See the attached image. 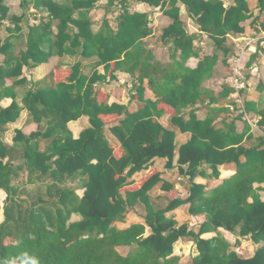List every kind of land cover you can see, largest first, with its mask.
Masks as SVG:
<instances>
[{
	"label": "trees",
	"instance_id": "1",
	"mask_svg": "<svg viewBox=\"0 0 264 264\" xmlns=\"http://www.w3.org/2000/svg\"><path fill=\"white\" fill-rule=\"evenodd\" d=\"M98 1L38 0L47 7L50 20L29 27L20 55H15L12 43L13 33L21 30L18 24L10 28L6 39L0 36V55L6 56L0 64V99L12 98L0 109V127L16 122L24 108L37 126L15 130L13 140L15 145L25 146L22 151L0 138V191L6 195L2 200L0 192V264H30L33 257L39 264H183L174 255L175 243L181 238L194 241L198 250L186 264H264V200L260 193L264 191V138L245 147L249 128L238 133L236 118L229 120L231 111L224 106H211L204 119L198 118L195 109L188 119L179 115L199 100L210 105L219 101L203 83L213 76L221 56L226 62L234 52L228 38L244 32L242 22L250 13L248 0H233L228 6L224 0H149L173 20L162 34L164 43H172V63L158 61L145 42L153 33L147 12L125 9L116 28L104 21L94 32L89 11ZM258 1L264 7V0ZM108 2L113 5L116 0ZM180 4L187 7L214 46L213 54L204 56L195 68L186 66L199 52L181 19ZM9 11L5 0H0V30L8 17L17 23L22 20ZM55 21L56 33L52 30ZM261 27L264 30V21ZM178 52L180 60H176ZM76 53L84 59H97L90 73L79 62L62 69L61 79L53 86L30 88L21 102L17 99L15 90L29 83L30 69L54 55ZM117 71L136 79L139 99L148 79L158 101L148 100L136 113L129 112L125 104H109L101 88ZM7 80H12L11 86H6ZM170 107L175 111L173 123L193 134L179 148L176 132L157 120ZM246 107L251 109V104ZM85 115L90 126L74 138L68 125ZM109 116L121 118L110 128L122 144L121 155L105 133ZM260 116L259 126L264 130V111ZM219 117H224L221 125H217ZM177 149L180 172L186 169L192 183L186 199L175 197L173 186L163 180L159 170L144 176L139 187L123 193L136 183L134 175L148 169L155 158H168L167 168H172ZM203 162L217 176L220 165L236 163V173L207 189L193 181ZM77 178L84 180L82 196L70 186ZM161 182L172 191L164 208L157 207L150 194ZM183 204H189L192 217L206 215L197 230L167 215ZM142 206L146 224L126 229L115 225ZM74 214L80 219H73ZM219 228L235 233L236 243L232 245ZM208 232L216 235L202 237ZM246 238L257 245L251 257L236 250Z\"/></svg>",
	"mask_w": 264,
	"mask_h": 264
},
{
	"label": "crops",
	"instance_id": "2",
	"mask_svg": "<svg viewBox=\"0 0 264 264\" xmlns=\"http://www.w3.org/2000/svg\"><path fill=\"white\" fill-rule=\"evenodd\" d=\"M54 2L65 3L68 0H53ZM116 0L113 5H110L108 0H99L94 8L89 11V17L93 22V31L98 32L102 27L104 21H107L112 28L118 26L117 18L125 9L130 12H147L149 15V24L153 33L145 39L147 46L153 50L156 59L163 63H172L173 49L172 43H164L162 34L164 28L169 26L173 20L168 15L164 14L160 6H152L149 0ZM225 5L228 6L233 0H224ZM250 13L247 20L242 22L245 30L242 33L230 34L228 38L229 46L234 48L232 55L228 57L225 62L221 56L217 65L214 68L213 76L203 83V86L212 91L214 96L219 99L218 102H212L211 105L202 103L199 100L194 106L188 104L184 107L179 115L184 119L189 118L190 111L196 110L199 119H204L208 115L209 108L213 105L224 106L230 109L228 119L236 118L235 124L238 133H242L246 128H249L245 133V140L243 144L245 147H250L253 144L259 143V139L264 138V130L259 126L261 119L260 112L264 111V30L261 27V22L264 21V7H261L258 0H248ZM5 4L9 7L10 16L21 17L22 20L17 23L11 17L4 21V25L0 30V36L6 39L10 35V28L17 26L21 27L20 31H16L12 36L13 51L15 55H20L23 48L26 47L28 41V32L30 26L44 25L50 20V15L46 6L40 4L38 0H5ZM181 19L185 23L186 31L189 35L194 36V45L199 52V56H192L186 61V66L189 68L197 67L199 61L206 55H211L214 52V46L210 38L206 34L200 32L199 25L189 16L187 7L180 4ZM78 16V15H76ZM57 21L54 22L52 30L57 32ZM180 52L177 54V59L180 60ZM240 56V65L242 66L241 82L243 87L236 90L231 84L232 62L234 57ZM6 56L0 55V64L4 63ZM96 58L84 59L79 53L74 55H54L49 62L41 64L28 71L29 83L24 86L16 88L15 92L18 95V100L21 102L23 96L30 88L53 86L56 80H60L62 76V69H68L79 62L83 65L85 73H90ZM104 72V68H100ZM12 80H7L6 86H11ZM145 91L141 99L138 98L136 79L129 73L117 71L115 77L109 79L107 84H102L101 91L106 94V100L109 104L119 103L125 104L128 111L136 113L146 107L147 101H158V96L148 85V79L144 80ZM230 89V90H229ZM12 102L10 97H2L0 99L1 107H6ZM251 104V109H247L246 104ZM175 111L172 107L157 118L164 127H167L176 132V145L179 148L181 145L190 141L193 137L192 132L182 131L173 123V115ZM224 117L217 119V125H221ZM31 116L27 109H23L20 117L16 122L9 123L4 129L0 127V138L3 139L11 148L23 150L25 146L15 145L14 134L16 129L26 128L28 130L36 129V124L31 122ZM110 122L107 123L105 133L108 139L117 145L119 155L124 153L122 144L119 139L111 132L110 128L120 123L121 118L116 116H109ZM69 129L73 133L74 138H78L81 131L90 126L89 117L83 116L77 121L69 123ZM19 152V151H18ZM20 153V152H19ZM178 149L172 162V168H167L169 161L166 157H157L154 159L148 169H144L136 173L133 177L135 184L123 190H131L139 187L140 181L153 170L162 172V178L165 182L170 183L175 192V197L186 199L189 195L191 186V179L188 174L180 172ZM237 164L229 163L218 167L219 176L216 175L214 168L203 162L198 168L194 177V182L203 184L207 189L215 188L220 185L225 179L232 177L236 173ZM83 179H72L70 186L75 187L79 196L84 193ZM254 186H259V183H254ZM2 193V191H0ZM172 191H168L163 187V182L156 185L150 192L152 202L157 206L164 208L168 202ZM4 193V192H3ZM262 200H264V191H260ZM5 194V193H4ZM6 196V195H5ZM189 204H183L177 209L167 213L168 216L174 217L179 224H189L191 228L197 230L200 223L205 219L206 215L192 217L189 214ZM144 207H137L128 213L126 219L122 222H117L115 225L119 229H126L132 224L141 223L146 224L144 218ZM73 219H80V216L74 214ZM219 231L229 240L232 245L237 241V235L224 228H219ZM149 235V228L147 226V233ZM216 235V232H208L202 235L204 238H211ZM174 255L180 259V262L186 264L192 257L198 254L196 244L192 240L184 238L179 239L175 243ZM182 248L183 254H180ZM257 245L251 239H242L236 248L239 253L245 257L254 255ZM194 249V252H193ZM178 251V252H177ZM190 253H193L191 256Z\"/></svg>",
	"mask_w": 264,
	"mask_h": 264
},
{
	"label": "built area",
	"instance_id": "3",
	"mask_svg": "<svg viewBox=\"0 0 264 264\" xmlns=\"http://www.w3.org/2000/svg\"><path fill=\"white\" fill-rule=\"evenodd\" d=\"M237 58L234 57L233 62H232V74H231V84L233 87L238 90L241 87H243V84L241 82L242 78V71L241 68L242 66L240 65V56H236Z\"/></svg>",
	"mask_w": 264,
	"mask_h": 264
},
{
	"label": "rangeland",
	"instance_id": "4",
	"mask_svg": "<svg viewBox=\"0 0 264 264\" xmlns=\"http://www.w3.org/2000/svg\"><path fill=\"white\" fill-rule=\"evenodd\" d=\"M1 196H2V200H3L5 194L2 192V193H1ZM3 218H4V216H3ZM0 221H2V220H0ZM231 244H232V243H231ZM177 252H178V251H177ZM193 252H194V249H193ZM180 254H183L182 257H185V260H186V255H187V254H186V255L184 254L182 248L180 249ZM190 255L192 256L193 253H190Z\"/></svg>",
	"mask_w": 264,
	"mask_h": 264
},
{
	"label": "clouds",
	"instance_id": "5",
	"mask_svg": "<svg viewBox=\"0 0 264 264\" xmlns=\"http://www.w3.org/2000/svg\"><path fill=\"white\" fill-rule=\"evenodd\" d=\"M30 264H39V259L33 257V258L30 260Z\"/></svg>",
	"mask_w": 264,
	"mask_h": 264
}]
</instances>
